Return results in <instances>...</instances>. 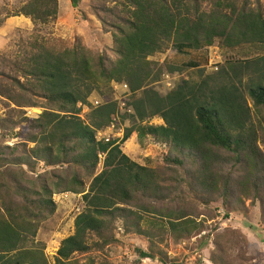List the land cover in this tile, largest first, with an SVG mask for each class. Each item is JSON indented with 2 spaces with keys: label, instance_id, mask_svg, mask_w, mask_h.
<instances>
[{
  "label": "trees",
  "instance_id": "trees-1",
  "mask_svg": "<svg viewBox=\"0 0 264 264\" xmlns=\"http://www.w3.org/2000/svg\"><path fill=\"white\" fill-rule=\"evenodd\" d=\"M207 1L121 0L115 8L94 6L112 33V56L94 55L82 41L70 44L42 34V26L58 19V0L0 7V26L21 15L34 24L15 53L0 54L6 108L0 133L25 140L0 143V264H51L37 236L56 213L53 197L60 193L82 194L85 208L75 218L74 234L62 240L55 264H111L98 252L117 241L119 221L126 232L149 238L148 251L137 249L141 258L169 264L154 250V238L167 233L184 238L202 230L184 208L168 207L169 200L209 205L221 199L232 210L231 200L241 207L251 199L264 213V11L250 0ZM79 2L71 0L74 8ZM216 40L223 51L250 47L255 54L241 60L227 55L215 76L184 78L165 95L153 88L168 72L204 68L197 58L179 65L151 56L171 43L184 52L205 50L207 66L208 48ZM113 83L128 85L126 105L133 114H120ZM95 90L104 99L86 121L82 105ZM32 107L44 109L37 118L26 116L25 108ZM118 115L138 124L126 128L120 141L97 140V132ZM154 117L163 124H150ZM133 132L140 142L151 138L168 147L166 166L141 165L122 151L121 142ZM41 162L54 168L29 176Z\"/></svg>",
  "mask_w": 264,
  "mask_h": 264
},
{
  "label": "rangeland",
  "instance_id": "rangeland-1",
  "mask_svg": "<svg viewBox=\"0 0 264 264\" xmlns=\"http://www.w3.org/2000/svg\"><path fill=\"white\" fill-rule=\"evenodd\" d=\"M25 1L27 0H0V7L13 10ZM101 1L103 2L80 0L79 6L74 8L71 0H58V19L52 24L42 26V34L61 38L70 44L82 41L94 55L100 52L112 56V33L109 27L102 26L100 18L95 13V10H98L94 6H98L99 10H103V6L108 9L115 8L121 0ZM250 1L253 4L259 3L264 11V0ZM206 2L209 3L207 0ZM33 31L34 24L29 17L21 15L6 18L5 23L0 26V54L15 53L20 38L29 37ZM180 50L181 48L170 43L164 53H157L149 59L162 63L167 58L170 62L186 65L192 59L197 58L201 60L200 66L204 70L200 72L197 69L186 67L175 73H166L159 82L153 84V88L161 95L175 89L184 78L199 81L216 74L218 69L215 66L223 64L227 55L230 58L241 60L255 54L250 47L236 51H223L219 40H216L215 44L208 48L212 63L206 66L202 61L205 57V50L199 53L191 49H187L186 52ZM122 84L125 83L120 85ZM113 86V95L114 99L119 102L120 114L126 111L133 114V109L126 105L129 99L126 87L119 86L118 83H113ZM103 99L101 94L95 90L88 98L89 104L82 105L81 118L89 121L92 109L99 106ZM249 104L252 105L250 100ZM43 109L42 107L25 108L26 116L37 118ZM5 111V105L0 97V115L5 114ZM149 123L159 125L163 124V120L160 117H154ZM112 124L97 132V140L111 138L120 141L125 129L138 123L131 117L122 120L118 115ZM23 141L25 140L20 136L12 138L0 133L1 144L13 146ZM262 144L260 141L264 150ZM121 149L133 161L141 165H148L151 168L166 166L164 158L169 152L168 147L156 143L151 138L140 142L137 132H133L127 141L121 142ZM100 157L103 159V155ZM53 168L41 162L37 171L30 172L29 176L36 177L39 173ZM101 169L102 165L99 166L98 171ZM53 198L57 203L56 213L44 221L37 236L39 241L46 244L45 253L51 264H55V257L62 240L74 234L75 218L85 208L82 194L66 192L56 194ZM180 199H183V196ZM195 200L186 199L181 203H172L169 200L165 203L168 207L184 208L188 214L187 217L202 223V230L195 231L184 238L179 235L175 236L173 233H167L162 238L156 237L153 240V248L156 252L167 256L169 264H264V213L258 200L253 204L251 199H246L240 205L241 207H238L235 200H231L232 210H228L221 199L211 201L209 205L195 203ZM117 227L115 230L117 241L108 244L102 252H98L111 264H165L157 257L141 258L138 254L137 249L149 250L148 237L126 232L121 221L117 222ZM77 258L81 261L86 259L84 256H77Z\"/></svg>",
  "mask_w": 264,
  "mask_h": 264
},
{
  "label": "built area",
  "instance_id": "built-area-1",
  "mask_svg": "<svg viewBox=\"0 0 264 264\" xmlns=\"http://www.w3.org/2000/svg\"><path fill=\"white\" fill-rule=\"evenodd\" d=\"M210 63H212L211 53H210L209 65H210ZM215 68L218 69V66L216 65ZM120 84H121V83H120ZM120 84H119V86H125V87H126V91H128V93H129L128 85H127V84H122V85H120ZM112 125H113V124H112ZM112 125H111V126H112ZM109 139H111V138H108V139L106 138L105 140H109Z\"/></svg>",
  "mask_w": 264,
  "mask_h": 264
}]
</instances>
